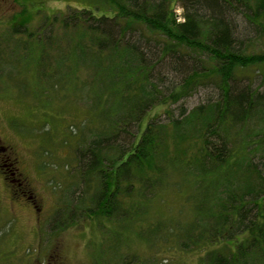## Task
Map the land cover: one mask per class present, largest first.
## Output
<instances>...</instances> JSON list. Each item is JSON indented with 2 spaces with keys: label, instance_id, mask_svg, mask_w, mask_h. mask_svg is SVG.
Wrapping results in <instances>:
<instances>
[{
  "label": "trees",
  "instance_id": "1",
  "mask_svg": "<svg viewBox=\"0 0 264 264\" xmlns=\"http://www.w3.org/2000/svg\"><path fill=\"white\" fill-rule=\"evenodd\" d=\"M21 6L5 23L6 44L0 38L8 84L27 92L17 74L34 52L41 92L83 107L70 186L49 233L89 220L113 222L122 235L146 222L155 192L183 181L201 193L193 215L181 205L189 216L151 223V237L164 233L183 250L210 245L201 264H264V90L255 85L264 69V0H101L68 5L35 29ZM57 25L63 30L53 36ZM208 87L213 96L183 105ZM15 185L14 195L30 198L25 183Z\"/></svg>",
  "mask_w": 264,
  "mask_h": 264
},
{
  "label": "rangeland",
  "instance_id": "2",
  "mask_svg": "<svg viewBox=\"0 0 264 264\" xmlns=\"http://www.w3.org/2000/svg\"><path fill=\"white\" fill-rule=\"evenodd\" d=\"M100 1L4 0L2 13L8 19L14 9L26 4L33 12L29 27L35 29L42 26L47 15L66 13L68 5H94ZM176 12L179 17V6ZM4 26L5 23L0 26L1 44L7 42L5 37L2 41V31L6 29L7 33L11 29H4ZM62 30L59 25L53 27V36H59ZM13 36L19 38L23 34ZM0 50V264H48L51 257L59 264H122L124 260H131L129 264H149L152 255L157 258L155 264H201V256L210 245L183 250L175 244L174 238L164 233L151 237V223L158 220L179 223L189 216L181 205L187 203L190 209L201 197L195 187L184 186L183 181L180 189L168 190L166 187L155 192L144 216L146 222L131 224L122 235L114 232L113 222L104 221V228L89 220H82L56 234L49 233L50 215L58 206L60 195L70 186V165L74 164L72 145L83 118V107L75 98L66 96L62 99L41 92L34 52L27 60L28 67L17 74L19 78L27 79V92L8 84L9 66L2 63V46ZM249 74L255 76L251 70ZM255 77V85L264 90V69L263 75ZM213 94L209 87L200 88L187 97L183 105L190 109ZM178 108L173 106L175 115H178ZM159 110L156 108L147 113L140 128ZM8 146L12 147L11 158L18 160L15 166L26 180L25 188L32 200L20 191L14 195L10 189L11 186L18 187L6 163ZM176 177L179 179L178 175ZM190 213L193 215L191 209ZM138 229H142V237Z\"/></svg>",
  "mask_w": 264,
  "mask_h": 264
},
{
  "label": "flooded vegetation",
  "instance_id": "3",
  "mask_svg": "<svg viewBox=\"0 0 264 264\" xmlns=\"http://www.w3.org/2000/svg\"><path fill=\"white\" fill-rule=\"evenodd\" d=\"M3 2L4 0H0V26L4 23H6L7 18L6 16L2 13V6H3ZM15 10V9H14ZM4 21V22H3ZM11 148L10 146L7 147V165H9L10 167V172L9 174H11V176H13V180L16 181H20L21 183H25V185H27L26 180L20 175L19 171L17 170L15 164L18 161L17 158H11L12 152H11Z\"/></svg>",
  "mask_w": 264,
  "mask_h": 264
}]
</instances>
